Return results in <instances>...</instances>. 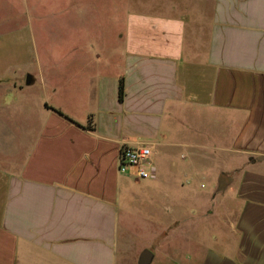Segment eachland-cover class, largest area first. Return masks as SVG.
Masks as SVG:
<instances>
[{
    "label": "crops",
    "instance_id": "0c3cea01",
    "mask_svg": "<svg viewBox=\"0 0 264 264\" xmlns=\"http://www.w3.org/2000/svg\"><path fill=\"white\" fill-rule=\"evenodd\" d=\"M194 1L120 7L75 84L0 85V264H264V0Z\"/></svg>",
    "mask_w": 264,
    "mask_h": 264
},
{
    "label": "rangeland",
    "instance_id": "374dc122",
    "mask_svg": "<svg viewBox=\"0 0 264 264\" xmlns=\"http://www.w3.org/2000/svg\"><path fill=\"white\" fill-rule=\"evenodd\" d=\"M173 1L195 3L194 0ZM165 3V0H0V85L25 86L29 74L37 80L27 91L35 94L40 92L41 85L47 88L75 84L78 72L84 67L82 55L106 48L115 38L120 7L141 8ZM12 98L8 95L5 101ZM59 99L65 101L62 97ZM174 151L180 153L181 161L182 150ZM184 173L187 174L180 170L174 175L182 179ZM206 175L203 182L210 186L214 173ZM134 244L140 246L138 242Z\"/></svg>",
    "mask_w": 264,
    "mask_h": 264
},
{
    "label": "built area",
    "instance_id": "2783aa9c",
    "mask_svg": "<svg viewBox=\"0 0 264 264\" xmlns=\"http://www.w3.org/2000/svg\"><path fill=\"white\" fill-rule=\"evenodd\" d=\"M117 168L122 174H128L136 179H146L153 176L152 151L146 144L131 146L121 144L117 157Z\"/></svg>",
    "mask_w": 264,
    "mask_h": 264
},
{
    "label": "water",
    "instance_id": "95a60500",
    "mask_svg": "<svg viewBox=\"0 0 264 264\" xmlns=\"http://www.w3.org/2000/svg\"><path fill=\"white\" fill-rule=\"evenodd\" d=\"M29 75L27 76V82L29 81ZM152 260V252L148 249L143 250L139 254L137 264H149Z\"/></svg>",
    "mask_w": 264,
    "mask_h": 264
},
{
    "label": "trees",
    "instance_id": "16d2710c",
    "mask_svg": "<svg viewBox=\"0 0 264 264\" xmlns=\"http://www.w3.org/2000/svg\"><path fill=\"white\" fill-rule=\"evenodd\" d=\"M122 99H123V81L122 79H120L119 85H118V100L122 101Z\"/></svg>",
    "mask_w": 264,
    "mask_h": 264
}]
</instances>
